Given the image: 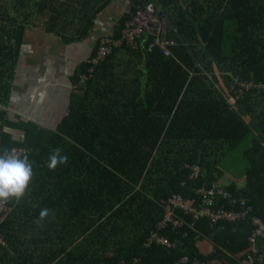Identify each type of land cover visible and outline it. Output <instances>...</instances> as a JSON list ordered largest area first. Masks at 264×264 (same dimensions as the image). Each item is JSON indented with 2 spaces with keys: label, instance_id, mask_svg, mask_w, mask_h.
Here are the masks:
<instances>
[{
  "label": "trees",
  "instance_id": "16d2710c",
  "mask_svg": "<svg viewBox=\"0 0 264 264\" xmlns=\"http://www.w3.org/2000/svg\"><path fill=\"white\" fill-rule=\"evenodd\" d=\"M67 1L78 0H0V105L11 97L25 31L33 18L51 11V22L70 6ZM149 1L135 0L112 35H107L121 36L125 21L139 4ZM155 1L178 10L172 20L177 32L163 23L165 36L177 41L169 46L170 55L158 46L148 50L153 36L147 34L138 49L114 48L96 65L86 89L78 85L84 90L81 103L74 104L53 130L33 121L9 120L0 110V156L24 146L28 151L20 158L31 165L23 194L0 197L3 212L8 211L0 222V249L8 245L3 230L12 209L30 197L26 212L36 211L35 222L55 212L51 202L66 204L63 210L69 217L64 226L71 235L75 233L74 240L84 235V242L76 245V257L71 258L80 264H122L136 258L140 264H173L184 255L190 258L184 264H197L194 259L243 264L249 257V235L257 226L254 219H264V88L251 87L237 100L236 92L230 91L238 110L215 83L222 77L229 86L239 76L242 81L264 84V0ZM88 61L75 73L74 82L87 72ZM247 119L254 122L263 142L253 136ZM11 126L23 131L22 137L14 138ZM250 137L251 145L242 152L249 167L240 185L222 173L218 158L234 153ZM56 150L66 160L49 167ZM188 163L200 166L195 179L188 178ZM215 173L225 178L216 185L231 195L221 204L244 214L215 224L202 215L193 225L168 231L175 246L156 241L146 246L150 231L163 216L160 201L180 193L198 206L202 195L194 188L215 184L210 181ZM39 194L43 196L32 205ZM179 212L193 220L191 213ZM121 224L143 226L136 238L122 243L127 248L89 249L87 239L96 236V227H109L112 232ZM258 244L264 251L262 236Z\"/></svg>",
  "mask_w": 264,
  "mask_h": 264
},
{
  "label": "crops",
  "instance_id": "0c3cea01",
  "mask_svg": "<svg viewBox=\"0 0 264 264\" xmlns=\"http://www.w3.org/2000/svg\"><path fill=\"white\" fill-rule=\"evenodd\" d=\"M105 1H67L70 6L62 9L51 22L49 11V15L45 17L46 23L33 22L29 25L25 31L20 59L12 81L11 97L5 104L0 105V110L5 111L9 120L33 121L53 130L74 104L81 103L84 90L78 86V82H74L75 73L91 56L100 37L105 34L112 35L121 18L132 9L135 2ZM158 7L160 18L167 30L177 28L172 20L178 10L174 11L171 6H161L159 3ZM87 25V32L82 34V28ZM174 31L177 32L176 29ZM75 36V39L71 38ZM224 97L233 104L230 95L226 94ZM247 123L253 136L263 142L254 122L247 119ZM9 133L14 138H19L24 132L11 126ZM250 142L245 147L250 146ZM245 147H239L237 155L232 153L218 158V168L222 173L227 179L240 185L244 182L249 167V161L242 153ZM223 174L219 176L215 173L210 181L218 184L219 180L225 179ZM138 188L139 185L136 186V189ZM42 196L37 195L35 200L31 201L34 202L32 205H36ZM28 203L30 197L18 203L8 217L3 230L8 245L0 249V264H80L71 258L76 257V245L84 242V235L74 240L75 233L72 232L71 235L64 226V221L69 217L66 209L63 210L66 204L51 202L55 212L44 221L35 222L36 211L29 209L26 212ZM108 228L101 230L102 228L96 227V236L87 239L90 243L89 249H98L104 245V249L109 248L106 251L118 252L121 248H127L122 243H129L133 237L136 238L143 226L121 224L115 226L112 232ZM71 252L74 255L69 256ZM125 252H128V249Z\"/></svg>",
  "mask_w": 264,
  "mask_h": 264
},
{
  "label": "built area",
  "instance_id": "2783aa9c",
  "mask_svg": "<svg viewBox=\"0 0 264 264\" xmlns=\"http://www.w3.org/2000/svg\"><path fill=\"white\" fill-rule=\"evenodd\" d=\"M121 36L113 37L107 34L102 36L101 44L97 49L95 55L89 59V67L87 72L81 73L79 77L78 85H82L86 89L89 79L93 75L96 65L101 59L108 56L116 47L129 46L134 49H138L141 46L140 40L144 34L153 36V40L148 45L147 49L152 50L155 46L161 48L164 55H170V45L177 44L174 39H169L165 36V27L160 20V15L156 4L153 1H149L146 4L138 6L136 13L131 19H127L124 23ZM251 87H262L263 83L254 84L251 82L242 81L239 76L234 78L231 85V91L236 92V99L245 91ZM28 149L24 146H15L7 156L12 155L20 158ZM191 168L188 172L189 179H195L200 173V166L198 163L186 164ZM194 191L202 195L201 202L198 206L193 205L191 202L186 201L185 197L180 193H174L168 198H164L160 201L164 207V212L161 220L158 222L155 228L150 231V234L145 242L146 246H150L154 241L167 245L168 247L175 246V243L170 240L168 231L178 230L185 224L193 225L194 221L205 215L210 219V223L215 224L221 220H236L244 213L234 209L225 208L221 204V200L224 197L231 196L224 187H219L216 184L203 183L200 187H195ZM2 204L3 201H2ZM3 205L0 206V222L6 215L3 214ZM183 210L185 214H192V221L190 222L186 216L179 212ZM254 223L257 225L255 230L249 235V242L252 247V251L249 257L242 261L243 264H254L264 262V251H261L258 244L259 236L264 238V219L255 218ZM3 235H0V242H2ZM189 256L184 255L174 261L173 264H184L189 261ZM122 264H140V259H135L134 262L126 263L124 260ZM195 263L208 264L201 262L198 259H194Z\"/></svg>",
  "mask_w": 264,
  "mask_h": 264
},
{
  "label": "clouds",
  "instance_id": "9594fccd",
  "mask_svg": "<svg viewBox=\"0 0 264 264\" xmlns=\"http://www.w3.org/2000/svg\"><path fill=\"white\" fill-rule=\"evenodd\" d=\"M65 160L66 157L59 155V150H56L50 157L49 167L55 166L58 161L63 163ZM30 176L31 165L26 158L0 156V197L22 195ZM41 215H44V211Z\"/></svg>",
  "mask_w": 264,
  "mask_h": 264
},
{
  "label": "rangeland",
  "instance_id": "374dc122",
  "mask_svg": "<svg viewBox=\"0 0 264 264\" xmlns=\"http://www.w3.org/2000/svg\"><path fill=\"white\" fill-rule=\"evenodd\" d=\"M152 1L156 4V6H157V8H158V11H159L158 3H157L155 0H152ZM138 6H140V4H139ZM136 11H137V10H136ZM135 13H136V12H135ZM135 13H134V14H135ZM134 14L132 15V17L134 16ZM159 15H160V12H159ZM45 17H46L45 15H41L40 17L33 18V20H34V22H38V23H46V19H45ZM160 20H161V18H160ZM161 22L163 23L162 20H161ZM164 27H165V26H164ZM165 30H166V29H165ZM220 76H222V75H220ZM235 77H236V76H235ZM235 77H234V78H235ZM215 85L218 87V89H219L222 93H224V95L228 94V96H229V94H231L230 91H231V85H232V84L230 83V85L227 86V83L224 81V79H223L222 77H220L219 82H216ZM236 100H237V99H236ZM236 100H233V99H232V102H233V104H234V107L237 108L238 110H240L238 104L236 103ZM248 142H250V138L244 140L242 146L247 145ZM235 150H236V149H235ZM237 151H238V150H237ZM237 151H234V153H235L236 155L239 153V151H238V152H237ZM240 157H242V155H241ZM240 157H239V158H240ZM3 214H4V215H7V214H8V211H4Z\"/></svg>",
  "mask_w": 264,
  "mask_h": 264
},
{
  "label": "bare ground",
  "instance_id": "6f19581e",
  "mask_svg": "<svg viewBox=\"0 0 264 264\" xmlns=\"http://www.w3.org/2000/svg\"><path fill=\"white\" fill-rule=\"evenodd\" d=\"M27 200V199H26Z\"/></svg>",
  "mask_w": 264,
  "mask_h": 264
}]
</instances>
